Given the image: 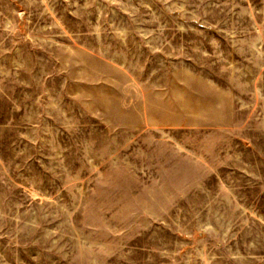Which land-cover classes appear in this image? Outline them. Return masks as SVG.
Segmentation results:
<instances>
[{"label": "rangeland", "instance_id": "obj_1", "mask_svg": "<svg viewBox=\"0 0 264 264\" xmlns=\"http://www.w3.org/2000/svg\"><path fill=\"white\" fill-rule=\"evenodd\" d=\"M0 264H264V0H0Z\"/></svg>", "mask_w": 264, "mask_h": 264}]
</instances>
